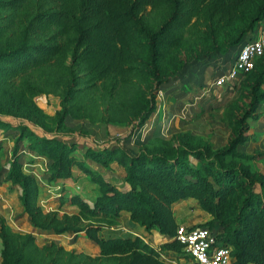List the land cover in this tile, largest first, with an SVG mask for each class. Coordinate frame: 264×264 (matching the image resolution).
Here are the masks:
<instances>
[{
	"label": "trees",
	"instance_id": "1",
	"mask_svg": "<svg viewBox=\"0 0 264 264\" xmlns=\"http://www.w3.org/2000/svg\"><path fill=\"white\" fill-rule=\"evenodd\" d=\"M248 0H0V36L8 29L18 33L19 42L0 49V61L7 65L10 75L48 63L63 47V39L71 42L69 58V91L77 83L78 68L82 69L86 86L107 77L119 76L128 80V72L135 65L133 41L138 32L146 37L152 56L156 43L165 31H176L192 18L211 16L230 17ZM169 3L168 17L153 31L140 26V14L145 6ZM264 22V0L249 17L241 33L232 39L213 45L207 52L224 53L237 43L244 31L256 21ZM190 59L173 64L170 70L159 73L152 61L147 71L152 77L145 105L139 111V127L154 110L156 87L171 78ZM249 72L247 98L236 116L232 133L223 146L210 152L200 145H189L179 135L171 142L155 149L139 142L134 151L119 144L91 147L58 135H48L28 129L24 123L17 125L13 137L10 158L3 171L2 181L19 187L20 215H25L32 230L50 234L82 231L98 248L90 258H111L113 264H167L159 258L161 251H171L181 256V244L172 238L178 222L171 203L183 198H193L210 218L192 225H204L215 231L221 245L230 246L231 264H264V174L247 165L229 164L225 158L231 155L251 160V153H242L236 145L247 139V120L257 119L259 103L264 102V47ZM59 99L57 124L68 113L65 101ZM5 123V121H1ZM137 127V128H138ZM34 151L45 158L42 175L46 180L71 176L72 167L83 171L89 180L97 184V192L91 201L79 194L58 196V205L68 202L76 211L59 213L57 209L42 210L36 201L37 182L34 176L21 169V149ZM192 157L195 162L189 159ZM107 168L112 161L124 169V188L104 180L98 169L87 162ZM238 191L234 210L226 213L229 197ZM122 211L128 219L143 231L151 229L168 237L158 245L131 232L119 233L112 226ZM104 219V220H103ZM115 221V220H113ZM22 237L30 243V233L13 234L0 218V264H20L18 251L12 247L13 237ZM55 244L50 241L46 250ZM57 250H62L56 245ZM182 256L188 257L186 254Z\"/></svg>",
	"mask_w": 264,
	"mask_h": 264
},
{
	"label": "rangeland",
	"instance_id": "2",
	"mask_svg": "<svg viewBox=\"0 0 264 264\" xmlns=\"http://www.w3.org/2000/svg\"><path fill=\"white\" fill-rule=\"evenodd\" d=\"M259 4L260 0H248L230 17L192 18L176 31H165L164 38L156 43L154 56L150 52L146 37L138 32L132 46L136 66L128 72V80L113 76L99 80L92 86H86L83 81L84 76L81 74L83 71L78 68L79 76L75 88L71 91L67 90L71 49L68 38L63 39L62 50L48 63L27 68L16 75H10L7 70V65H16L15 61L12 60L8 64L0 61V218L10 233H30L34 237L30 243H24L19 236L12 238L11 244L18 251L20 264H113L114 260L90 258L96 255L93 252L94 243L83 236L82 231L78 234L39 232L32 230L25 215H20L19 187L1 179L10 158L17 125L24 123L28 129L38 133L56 134L61 139L77 141L91 147L113 144L117 137L119 144L132 151L139 142L149 149H155L163 143L171 142L174 136L179 135L187 144L203 146L208 152L218 149L232 133L235 118L245 105L249 72L242 74L231 95L224 101L208 102L199 99L192 103L191 97L200 86L207 69L215 66L226 67L238 47L254 36L260 20L256 21L252 28L244 31L239 41L230 46L226 52L214 54L207 52L213 45L232 39L241 33ZM170 11L169 3L147 5L141 11L140 26L145 31H153L168 17ZM18 42V33L16 31L11 33L8 29L0 36V49ZM184 59L190 60L177 70L173 78L156 87L154 110L138 127L139 111L145 105L147 91L152 84V77L146 68L148 62L155 63L159 73H164L170 70L173 64ZM262 87L264 88V85ZM64 94L69 95L65 101L68 113L63 117L61 126L57 124V117L60 108L59 99ZM187 102H190L189 108L183 107ZM263 116L247 120V139L235 147L237 151L251 153L255 157L248 160L231 155L225 158L229 164L247 165L252 170L264 174ZM23 149H21V154H24L21 157V169L32 174L37 182L36 201L39 195L38 201L43 203L46 210L57 209L59 213H71L73 206L66 203L58 205L57 191L53 194L46 191L44 196L42 193L38 194L39 186L42 185L40 177L46 160L37 154L29 156L28 150ZM34 159L35 161L32 162ZM189 159L192 163L195 162L192 157ZM87 162L92 163L94 168L98 167L89 159ZM108 173L111 175L110 179L120 185L121 178L117 171ZM80 177L79 183L74 186L76 185L78 192L85 194L83 198H89L94 187L88 186L82 175ZM231 194L226 213L234 210L238 191H233ZM41 196L43 198H40ZM170 206L175 220L185 225L210 218V215L201 209L193 198L179 199ZM45 209L42 208L46 211ZM123 219L125 222V217H120V220L119 218L103 220L115 222L117 225L123 224ZM131 225L125 226L127 230H122L119 226L114 229L119 233L129 232L128 229L138 230L136 223ZM50 241L55 245L46 250L45 247ZM56 245H60L62 250H57ZM161 253L164 256L178 254L163 250ZM159 258L164 261L167 257L164 259L159 256Z\"/></svg>",
	"mask_w": 264,
	"mask_h": 264
},
{
	"label": "built area",
	"instance_id": "3",
	"mask_svg": "<svg viewBox=\"0 0 264 264\" xmlns=\"http://www.w3.org/2000/svg\"><path fill=\"white\" fill-rule=\"evenodd\" d=\"M264 47V22H261L254 36L244 41L237 49L226 67L215 66L203 74L200 86L192 95L195 100L208 102L224 101L234 90L237 81L244 72L249 71L255 59L261 55ZM264 85V80H263ZM203 98V99H202ZM186 104V105H185ZM189 108L190 102L183 107ZM133 234H136L133 232ZM181 244L185 256H160L167 264H231L230 246L221 245L215 238V231L204 225H185L178 223L172 236Z\"/></svg>",
	"mask_w": 264,
	"mask_h": 264
},
{
	"label": "crops",
	"instance_id": "4",
	"mask_svg": "<svg viewBox=\"0 0 264 264\" xmlns=\"http://www.w3.org/2000/svg\"><path fill=\"white\" fill-rule=\"evenodd\" d=\"M257 111L259 112V116L260 117H261V115H264V102L259 103V105L257 107ZM23 151H24V149H23ZM27 153H28L29 156L32 155V154H35L34 151H30V150H28ZM22 156H24V154H21V156H20V162L21 163H22V161H21V157ZM34 161H35V159L32 162H34ZM98 167H95V168L99 170V172L101 173V176H102V178L104 180L114 184L118 188H124L126 186L125 182H124V179H123L124 169H123V167L120 164H118L115 161H112V162L109 163V166L107 168H101V167L98 168ZM27 168H29V167H27ZM114 171H117V174L121 178L120 185L114 183L113 180L110 179L111 175L108 172L113 173ZM81 175L83 176V179H85V181L88 182V186H93L94 187L93 190H92V195L88 196L89 198H85V197L83 198V196H85V194H82V193L78 192L76 190V188H75L76 185L74 186V184L79 183L78 179L81 178L80 177ZM77 176H79V177H77ZM40 181H41L42 185L39 186L38 194L42 193L43 196H44L46 191L50 192L51 194H53V192L57 191V196H68V195H70L72 193H76V194H79V196H81V198H83L84 200L91 201L93 199V197L95 196L96 192H97V184L95 182H92L91 180H89L87 175L83 171L78 169L77 167H72V173H71L70 177L58 178V179L49 181V180H46L43 177V175H42V177H40ZM87 195H89V193H87ZM43 196H41L40 198H43ZM38 197H39V195H38ZM38 197H37V203L43 209H45L44 206H43V203H41V201H38ZM64 203L68 204L69 206H73L70 212H75L76 211L74 205H72V204H70L68 202H64ZM64 203H62V204H64ZM62 204H60V205H62ZM120 217H125V222H124V219H123V221H122L123 224H117V225L115 224L114 227L112 226L113 228H118V226H119L122 230H127L125 228L126 225L132 226L131 225L132 222L129 221L128 213L126 211H122L117 218H119V220H120ZM177 222L181 223L180 221H177ZM182 222L185 223L184 221H182ZM137 226H138L137 227V229H138L137 231H134V230H131V229H130L131 231L129 229H128V231L131 232L132 234H133V232H135L137 235L142 236L144 240L148 241L149 243H151L153 245L160 244L162 241L165 240L164 238H166V236H164L163 234L159 233L155 229H151L149 232H145V231L142 230V228L139 225H137ZM93 252L95 254H97V252H98V248H97V246L95 244H94V251Z\"/></svg>",
	"mask_w": 264,
	"mask_h": 264
}]
</instances>
